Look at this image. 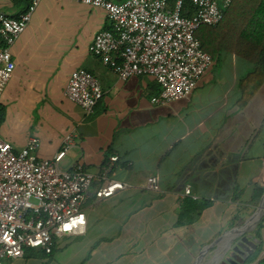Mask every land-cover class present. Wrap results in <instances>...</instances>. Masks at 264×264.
Returning a JSON list of instances; mask_svg holds the SVG:
<instances>
[{
  "label": "crops",
  "instance_id": "crops-1",
  "mask_svg": "<svg viewBox=\"0 0 264 264\" xmlns=\"http://www.w3.org/2000/svg\"><path fill=\"white\" fill-rule=\"evenodd\" d=\"M26 6L0 0V13L18 17ZM108 27L99 8L42 0L10 49L15 69L0 96V137L15 150L35 138L37 157L50 159L72 134L62 170L81 164L97 172L118 156L111 177L135 186L91 207L89 198L86 233L56 238L55 251L79 254L78 264H229V247L245 238L256 248L241 264L258 248L256 262L264 259V84L243 109L237 106L239 81L254 66L223 54L188 98L154 105L153 78L121 82L89 54L95 35ZM77 70L91 73L103 91L89 114L63 96ZM149 175L157 176L160 193L138 187ZM186 187L197 200L183 198ZM186 200L209 205L194 223L177 227ZM37 253L4 264H43Z\"/></svg>",
  "mask_w": 264,
  "mask_h": 264
},
{
  "label": "built area",
  "instance_id": "built-area-1",
  "mask_svg": "<svg viewBox=\"0 0 264 264\" xmlns=\"http://www.w3.org/2000/svg\"><path fill=\"white\" fill-rule=\"evenodd\" d=\"M41 1L26 0V9L18 17L0 13V96L15 69L10 49ZM74 1L103 10L111 28L95 35L89 54L121 82L132 77L153 78L159 93L151 103L166 106L188 98L211 69L213 59L202 51L195 33L202 26H217L234 0ZM63 96L89 114L103 91L91 73L77 70L70 75ZM72 142L73 135L68 134L52 158L40 159L37 139L29 138L22 149L15 150L0 137V264L22 258L26 249L50 253L54 238L84 235L89 198L91 207L135 187L111 177L118 156L109 157L97 172L81 164L62 170L60 163ZM138 187L161 192L155 175L147 176ZM183 198L197 200L188 187Z\"/></svg>",
  "mask_w": 264,
  "mask_h": 264
},
{
  "label": "trees",
  "instance_id": "trees-1",
  "mask_svg": "<svg viewBox=\"0 0 264 264\" xmlns=\"http://www.w3.org/2000/svg\"><path fill=\"white\" fill-rule=\"evenodd\" d=\"M104 30H111L110 26ZM202 51L208 53L213 63L220 60L221 55L230 54L245 60L254 66L253 70L239 81L240 97L237 101L239 109H243L264 84V0H234L225 11L222 21L215 27L202 26L195 33ZM3 43L0 40V46ZM5 112L0 109V122ZM263 190L255 192L258 199ZM209 205L208 202H192L186 200L178 214L177 227L191 225L197 215ZM264 218L261 220V226ZM50 253L42 249H26L24 254L40 250L45 256L51 257L55 252L54 242ZM37 253V252H36ZM261 249L251 254L244 264L256 262ZM256 264H264L260 259Z\"/></svg>",
  "mask_w": 264,
  "mask_h": 264
},
{
  "label": "water",
  "instance_id": "water-1",
  "mask_svg": "<svg viewBox=\"0 0 264 264\" xmlns=\"http://www.w3.org/2000/svg\"><path fill=\"white\" fill-rule=\"evenodd\" d=\"M264 209V195L261 201V205H260V210ZM258 215V213L255 214V216H253L252 218H250L249 221H252L256 216ZM259 220V218H258ZM238 230H231L229 233H236ZM256 248V245L252 242H249L247 239L243 238L241 239V241H237L235 242L234 246L229 247V250H231V256L233 258V262L229 263V264H241L244 260V258L247 257V254L251 253L252 250H254ZM198 262V261H197ZM196 262V263H197Z\"/></svg>",
  "mask_w": 264,
  "mask_h": 264
},
{
  "label": "rangeland",
  "instance_id": "rangeland-1",
  "mask_svg": "<svg viewBox=\"0 0 264 264\" xmlns=\"http://www.w3.org/2000/svg\"><path fill=\"white\" fill-rule=\"evenodd\" d=\"M219 61L222 60L220 59ZM215 64L217 63L215 62ZM35 252H38L36 255L37 260H40L43 264H78L80 262L79 254L77 258H69L66 252L62 253L63 250H56L51 257L43 255L40 250H36Z\"/></svg>",
  "mask_w": 264,
  "mask_h": 264
}]
</instances>
